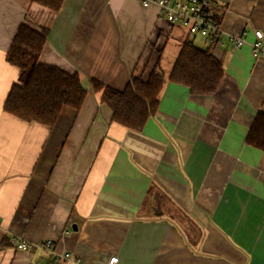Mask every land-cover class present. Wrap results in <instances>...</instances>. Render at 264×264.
Returning a JSON list of instances; mask_svg holds the SVG:
<instances>
[{
    "label": "crops",
    "instance_id": "obj_1",
    "mask_svg": "<svg viewBox=\"0 0 264 264\" xmlns=\"http://www.w3.org/2000/svg\"><path fill=\"white\" fill-rule=\"evenodd\" d=\"M209 16L222 43L187 34L139 0H62L56 11L0 0V264H50L13 237L49 240L71 254L59 264H264V152L245 141L264 113V55L250 47L254 30L264 32V0H213ZM21 24L46 30L39 62L77 74L86 92L51 127L3 110L18 76L5 56ZM187 39L222 63L212 95L168 79ZM157 60L154 115L141 130L112 121L91 81L122 91ZM151 185L166 198L162 215L146 195ZM169 202L178 209L171 218Z\"/></svg>",
    "mask_w": 264,
    "mask_h": 264
},
{
    "label": "trees",
    "instance_id": "obj_2",
    "mask_svg": "<svg viewBox=\"0 0 264 264\" xmlns=\"http://www.w3.org/2000/svg\"><path fill=\"white\" fill-rule=\"evenodd\" d=\"M33 1L55 11L62 2ZM45 41V29L40 33L24 24L18 27L5 56L6 61L18 69L17 82L11 85L7 93L3 110L26 122H37L51 127L63 107L78 110L86 92L77 74L70 75L56 66L39 62ZM223 74L222 63L213 57L210 47L200 48L187 39L180 48L168 79L186 86L194 95H212L216 93ZM163 79L164 75L157 60L145 80L141 76L133 75L122 91L104 86L95 80L91 81V88L93 91L102 92L101 102L110 109L112 121L130 129L141 130L146 120L156 111L157 96ZM245 141L264 152V113L256 114ZM146 195H152L156 199L157 213L162 215L164 212L160 210L159 204L166 198L161 195L158 187L151 185ZM169 204L166 206L170 209L168 214L171 218L178 209H175L173 203Z\"/></svg>",
    "mask_w": 264,
    "mask_h": 264
},
{
    "label": "built area",
    "instance_id": "obj_3",
    "mask_svg": "<svg viewBox=\"0 0 264 264\" xmlns=\"http://www.w3.org/2000/svg\"><path fill=\"white\" fill-rule=\"evenodd\" d=\"M142 6L156 4L161 15L172 24H180L189 35L205 38L210 44L222 43L224 32L220 24L209 16V6L213 0H139ZM236 45L243 43L241 37L229 36ZM251 55L258 59L264 55V32L254 30L250 44ZM18 249L30 250L37 248L51 258L50 264H58L61 260L71 258L69 252H57L49 240L37 244H29L20 237L12 239ZM116 262V257L109 259V264ZM30 264H38L31 262Z\"/></svg>",
    "mask_w": 264,
    "mask_h": 264
},
{
    "label": "rangeland",
    "instance_id": "obj_4",
    "mask_svg": "<svg viewBox=\"0 0 264 264\" xmlns=\"http://www.w3.org/2000/svg\"><path fill=\"white\" fill-rule=\"evenodd\" d=\"M177 220L181 221V219H180V218H178ZM180 223L182 224L183 222H180ZM181 224H179V225H181ZM182 225H185V224L183 223ZM58 264H59V263H58Z\"/></svg>",
    "mask_w": 264,
    "mask_h": 264
}]
</instances>
